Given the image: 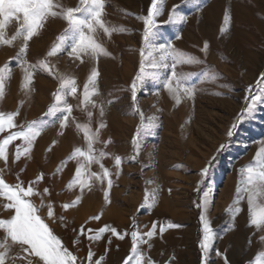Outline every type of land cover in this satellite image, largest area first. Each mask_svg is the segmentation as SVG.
<instances>
[{
	"label": "rangeland",
	"instance_id": "obj_1",
	"mask_svg": "<svg viewBox=\"0 0 264 264\" xmlns=\"http://www.w3.org/2000/svg\"><path fill=\"white\" fill-rule=\"evenodd\" d=\"M78 2L59 0L65 7H76ZM151 2L105 0L106 25L121 29L113 32L110 39L102 30L97 31L98 41L111 55L84 57L83 63L73 61L66 52L50 58L56 69L74 77L78 86L76 96L66 98L73 106L74 119L70 118L63 134L58 122L63 114L44 115L54 103L53 93L59 81L47 72L38 71L31 92H26L22 89L23 73L12 59L20 42L16 41L12 47L0 46V66L10 61L12 68L11 79L5 84V96L0 100V112L18 111L15 118L18 126L40 119L50 121L51 125L35 140L30 158L14 159L16 147L22 146L23 141L16 140L8 146L7 166L0 161L3 178L14 185L19 176L27 186L43 173L37 187L40 191L49 189L45 200L52 204L55 218L48 219L47 207L41 208L39 215L77 256L78 264H87L90 249L94 253L93 262L103 257L101 264H123L131 254V232L139 231L143 235L153 224L157 234L149 241L151 247L147 244L140 247L155 264H204L200 248L204 193L208 194L207 218L214 232L207 264H225V257L227 264H264V243L260 241L264 229L249 226L246 198L239 202L236 199L240 170L253 163L264 148V98L257 101L250 115L240 120L232 137L227 136L231 125L251 102L248 89L257 92V83L264 74V0H165L162 14L156 17L152 29V51L158 55L161 48L171 46L201 61L177 65L176 72L186 74L188 83L195 89L194 99L181 94L179 103L162 84L152 80L138 84L136 101L132 100L131 86L140 71V52L148 51L143 39L146 28L143 18L149 14ZM174 7L176 15L185 18L184 22H168ZM226 13L231 17L227 25ZM66 27L62 18H49L40 34L29 41L28 62L35 64L43 59ZM17 28V21H11L6 27L7 35H13ZM205 42L206 55L201 51ZM94 67L99 72L98 95L91 99L104 107L102 119L106 124L94 148L97 155L100 151L109 153L100 163L112 173L113 184L108 190L106 179L101 183L92 178L91 190L85 189L80 203L64 210L62 204L71 203L81 195L79 187L67 188L78 167L77 161L68 157L75 148L87 147L84 133L77 130L76 124L89 123V110L93 112L90 122L93 131L101 119L99 107L80 105L83 87ZM146 70L151 71L147 67ZM161 71L167 76L171 69ZM137 107L140 112L135 111ZM19 130V127L7 129L0 133V140ZM109 140L111 143H107ZM222 144L227 147L218 151ZM116 156L121 158L119 170L115 167ZM64 162L67 163L57 173ZM209 163V175L201 183L200 173ZM89 170L102 173L96 163ZM105 191L110 203L105 201ZM153 194H156L154 200ZM146 196L150 206L146 205ZM31 199L40 204L39 197ZM5 203L0 198V218L7 219L14 213L4 209ZM95 216L100 219H91ZM168 224L180 227L167 228ZM106 225L124 238L107 232L98 241L88 240V229L95 233ZM81 227L85 235H80ZM161 227H165L163 234L159 231Z\"/></svg>",
	"mask_w": 264,
	"mask_h": 264
},
{
	"label": "snow or ice",
	"instance_id": "obj_2",
	"mask_svg": "<svg viewBox=\"0 0 264 264\" xmlns=\"http://www.w3.org/2000/svg\"><path fill=\"white\" fill-rule=\"evenodd\" d=\"M165 0H152L149 14L143 18L146 25L143 33L145 46L148 49H141V66L138 75L132 83V100L136 101V90L138 84H142L145 80H152L162 84L163 88L168 91L170 96L177 102H180L181 94L184 97L192 100L195 96V89L188 83L186 74L177 73L176 67L178 64H192L200 63L199 58L190 54L181 53L171 48V46L161 48L159 54L156 55L151 49V38L154 36L152 29L156 26V17L162 14L163 4ZM188 2V0H185ZM105 9V0H79L76 7H65L59 0H0V46L6 45L14 46L16 41L20 42L19 50L15 57L17 66L23 73L22 89L26 92H31L34 77L38 71L47 72L59 81V87L53 93L54 103L51 104L48 110L44 113L46 117H54L57 113L63 115L59 118V126L61 134L63 129L69 124L72 117L73 106L67 102V97H75L78 91L77 81L72 76H67L59 72L55 65L52 64V57H56L61 53L67 54L73 61L84 62V57L96 59L101 54L111 55L107 49L97 39V31L102 30L103 33L110 39L113 32L120 31L116 27H109L106 25L103 16ZM62 18L67 27L63 33L59 35L50 47L46 56L40 59L37 63L31 64L26 58L29 41L33 37L38 36L49 18ZM230 13L225 14V25L230 22ZM17 21L18 28L10 37L6 33V27L11 21ZM184 22L185 18L176 15L175 7L169 16L168 22ZM225 29H221L224 32ZM205 53L208 52V44L205 42L201 49ZM147 61V66L145 64ZM150 68L151 71L146 70ZM171 69L169 75L164 76L163 69ZM12 68L10 61L0 66V100L5 96V84L7 80L11 79ZM99 76L98 70L94 67L83 87V99L80 105L87 108L91 105L92 108L99 107V121L98 128L93 131L91 129V118L93 112L87 111L89 119L88 124H76V128L84 133L86 140V149L77 147L73 153L68 157V160L77 161L75 176L67 185L69 190L79 187L81 195L77 196L71 203H64L61 207L64 210L77 206L83 196L85 189L91 190V179L95 178L101 183L107 180V189L110 190L113 184L111 179L112 173L104 167L101 162L109 153L100 151L96 154L94 145L100 142V130L106 127L103 121L105 114L104 107L97 105L91 98L98 95L97 78ZM163 77V78H162ZM257 92H253L251 88L248 89L252 96L251 102L247 105L245 112L241 113L237 122L233 123L227 132V136L232 137L234 130L238 123L245 115H250L256 105L257 101L264 98V74L257 83ZM23 102H21L22 104ZM78 105V106H80ZM135 111L140 112L137 107ZM19 112L3 113L0 112V133L7 129L19 127V131L10 133L6 138L0 140V161H3L5 166L8 163V146L16 141H23L22 146H17L15 150V161H19L22 156L30 158L33 145L37 137L51 126L50 121L40 119L29 122L25 125H17L15 118ZM143 119V113H140ZM139 135V130L137 136ZM56 142L53 141V144ZM107 143H111L109 140ZM134 145L137 140L134 139ZM107 147V144H105ZM227 145L222 144L218 151L225 149ZM51 151V148L48 149ZM138 154V151H137ZM215 157H213V160ZM115 167L119 170L121 166V158L116 156ZM67 162H64L61 168L57 169V173L62 170V167ZM92 163L100 165L102 173L91 172L89 166ZM211 163L202 169L201 183L209 175ZM241 180L237 188V202L246 198L249 210V226H254L257 230L264 229V148H261L253 163L245 166L240 170ZM43 180V173H41L35 180L30 181L27 186L17 176V183L14 185L8 184L3 178L2 170H0V198H4L7 203L3 205L5 210H13V215L10 218H0V264H78V258L73 252L69 251L64 246L61 239L56 236L48 223L39 215L41 208L47 207L48 219H54L55 214L52 204L46 203V196L49 194V189L46 187L42 191L38 189L39 183ZM39 197L40 204L37 205L31 198ZM207 193H204V201L202 206V215L200 217L202 223L203 237L200 248L204 257V264H207L209 250L214 241V232L211 228L210 221L207 218L208 201ZM105 201L110 203L108 191H105ZM156 198L153 194L152 199ZM146 205H149L148 197L146 196ZM144 206V205H142ZM232 209H230L231 211ZM63 220V217L60 218ZM93 220H99V216L92 217ZM180 225L168 224L167 228H178ZM88 240L98 241L103 237L104 233L110 232L113 236L123 239L124 236L117 232V230L110 226H104L93 233L92 229H88ZM160 233L163 234L165 227L160 228ZM157 234L156 225L153 224L150 231L141 235L139 231H132V248L131 254L124 260L123 264H155L151 257L146 256L141 249V245L147 244L151 247L149 241ZM80 235H85L84 228L81 227ZM127 235V233H125ZM260 241L264 243V235L260 236ZM111 243V240L108 241ZM78 243V241H74ZM251 243V241H249ZM15 250V251H14ZM219 255V253H217ZM94 253L91 249L87 255V264H101L103 257L93 262ZM83 264V262H81ZM225 264L227 258L225 257Z\"/></svg>",
	"mask_w": 264,
	"mask_h": 264
}]
</instances>
